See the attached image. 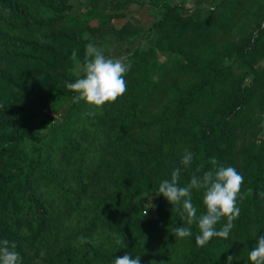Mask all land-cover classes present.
Returning <instances> with one entry per match:
<instances>
[{
	"label": "trees",
	"instance_id": "1",
	"mask_svg": "<svg viewBox=\"0 0 264 264\" xmlns=\"http://www.w3.org/2000/svg\"><path fill=\"white\" fill-rule=\"evenodd\" d=\"M192 1L0 0V240L22 264H252L264 235V0ZM108 38L130 65L126 93L73 103V51L83 60ZM213 157L243 175L247 196L228 238L199 246L195 224L175 237L180 208L156 194L176 168L185 186ZM202 196L192 191L198 216Z\"/></svg>",
	"mask_w": 264,
	"mask_h": 264
},
{
	"label": "clouds",
	"instance_id": "2",
	"mask_svg": "<svg viewBox=\"0 0 264 264\" xmlns=\"http://www.w3.org/2000/svg\"><path fill=\"white\" fill-rule=\"evenodd\" d=\"M83 38L88 40L89 34L85 33ZM72 60L74 61L72 71L77 78L75 82H65V86L76 93L72 98L73 103L84 101L89 105L100 107L106 102L114 103L126 93L125 75L130 65L124 62V58L106 56L102 49L93 43H88L83 60L77 58L75 51L72 53ZM192 160L193 153L185 149L180 163L187 168ZM210 164L211 169L203 171L202 176L197 173H200L204 166L197 167L185 186H180L181 169L176 168L172 171L170 179H165L159 184L156 194L162 195L169 203L180 208L185 226L173 230L175 237L191 236V226L195 224L199 229L195 237L199 246H204L213 237L228 238L234 227L233 222L240 215L238 201L247 196V193L241 192L244 177L236 168L219 164L215 157L210 159ZM194 189L203 192L202 202L206 211L199 216L192 202ZM261 195L264 196V193ZM222 218L227 222L217 230L216 225ZM24 234H28L27 229H24ZM87 242V238L80 236L74 243L79 246ZM16 248L15 242L0 240V264H22L21 254ZM248 258L252 264H264V235L258 237L256 246L251 249ZM233 260L234 257L229 255L227 264H232ZM114 264H141V257L133 258L132 255L125 254L116 257Z\"/></svg>",
	"mask_w": 264,
	"mask_h": 264
},
{
	"label": "rangeland",
	"instance_id": "3",
	"mask_svg": "<svg viewBox=\"0 0 264 264\" xmlns=\"http://www.w3.org/2000/svg\"><path fill=\"white\" fill-rule=\"evenodd\" d=\"M174 3H184L188 8H193V1L192 0H171ZM151 20V16H148L146 19V25H148V23H150ZM112 40L111 38H108L107 41L102 44V46H97L98 48L102 49L105 53L106 56L109 57H115L114 53H113V46H112ZM162 60H164V58H161ZM49 126V125H47ZM264 137V134H263ZM157 201L158 199L156 198H151L150 203L148 204V208L151 209V211H154L156 206H157ZM146 216V215H145Z\"/></svg>",
	"mask_w": 264,
	"mask_h": 264
},
{
	"label": "built area",
	"instance_id": "4",
	"mask_svg": "<svg viewBox=\"0 0 264 264\" xmlns=\"http://www.w3.org/2000/svg\"><path fill=\"white\" fill-rule=\"evenodd\" d=\"M263 27H264V24H263Z\"/></svg>",
	"mask_w": 264,
	"mask_h": 264
}]
</instances>
